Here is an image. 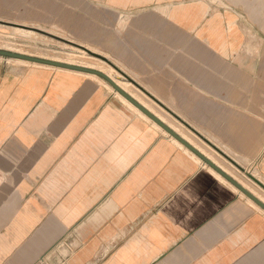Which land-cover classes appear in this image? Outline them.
I'll return each instance as SVG.
<instances>
[{"label":"crops","instance_id":"crops-1","mask_svg":"<svg viewBox=\"0 0 264 264\" xmlns=\"http://www.w3.org/2000/svg\"><path fill=\"white\" fill-rule=\"evenodd\" d=\"M0 4L97 49L264 202V0ZM170 130L98 74L0 61V264H264V208Z\"/></svg>","mask_w":264,"mask_h":264},{"label":"rangeland","instance_id":"rangeland-1","mask_svg":"<svg viewBox=\"0 0 264 264\" xmlns=\"http://www.w3.org/2000/svg\"><path fill=\"white\" fill-rule=\"evenodd\" d=\"M78 45L99 52L72 36L70 30L64 28L56 19L38 18L37 11L30 8L14 11L10 9V6L6 7V5L0 4V49L94 69H104L107 73L118 74L108 63L84 51ZM0 61L16 65H45L39 62L3 56H0ZM225 168L240 184L247 185L248 189L258 191L256 187L258 185L241 177L237 168Z\"/></svg>","mask_w":264,"mask_h":264},{"label":"water","instance_id":"water-1","mask_svg":"<svg viewBox=\"0 0 264 264\" xmlns=\"http://www.w3.org/2000/svg\"><path fill=\"white\" fill-rule=\"evenodd\" d=\"M24 27V26H23ZM40 30L38 28H33ZM72 43V42H71ZM79 47H82L85 51L90 53L91 55L109 63L113 67L114 64L110 60H108L106 57L91 51L85 46L78 45ZM0 56L3 57H12V58H20V59H25L33 62H39L42 64L46 65H52L56 67H63V68H69V69H74V70H79V71H84V72H90L94 74H98L108 80L118 91H120L126 98H128L131 102H133L135 105H137L140 109H142L146 114L151 116L153 119H155L157 122H159L161 125H163L166 129L170 130L166 124H164L157 116H155L152 112H150L146 107L141 105L138 101H136L132 96H130L128 93H126L109 75L106 73L99 71L94 68H89L86 66H80V65H75V64H68L64 62H58L55 60H49V59H44V58H38L34 56H28L24 54H19L16 52L8 51V50H3L0 49ZM116 68V67H115ZM117 69V68H116ZM124 75V74H123ZM125 76V75H124ZM179 140H181L184 144H186L188 147H190L194 152H196L200 157H202L208 164H210L212 167H214L217 171H219L223 176H225L228 180H230L233 184H235L240 190H242L244 193H246L248 196H250L252 199H254L260 206L264 208V202H262L260 199H258L255 195H253L249 190H247L242 184H240L238 181H236L231 175H229L227 172H225L221 167L216 165L212 160H210L208 157H206L203 153H201L199 150H197L195 147H193L191 144H189L187 141H185L182 137H180L176 132L170 130ZM260 183V182H259ZM262 185V184H261Z\"/></svg>","mask_w":264,"mask_h":264},{"label":"bare ground","instance_id":"bare-ground-1","mask_svg":"<svg viewBox=\"0 0 264 264\" xmlns=\"http://www.w3.org/2000/svg\"><path fill=\"white\" fill-rule=\"evenodd\" d=\"M251 39V38H250ZM12 50V49H11ZM19 51V50H18ZM85 51V50H84ZM17 60V59H16ZM71 60V59H70ZM60 62V61H59ZM32 63V62H31ZM36 64V63H35ZM73 64V63H72ZM65 69V68H64ZM102 70V69H101ZM118 70V69H117ZM103 71H104V69H103ZM106 73V72H105ZM115 80V79H114ZM119 81V80H118ZM116 82V81H115ZM119 84V83H118ZM122 86H124V87H128L129 86V83H120ZM121 85H119V86H121ZM124 89V88H123ZM126 89V88H125ZM128 89V88H127ZM126 91V90H125ZM132 95H134V94H132ZM142 102V101H141ZM184 137V136H183ZM190 140V139H189ZM191 142V141H190ZM193 143V142H192ZM196 145V144H195ZM197 146V145H196ZM200 149V148H199ZM201 150V149H200ZM207 155V154H206ZM216 162V161H215ZM244 184V183H243ZM245 185V184H244ZM246 187H248L247 185H245ZM255 193V192H254ZM257 194V193H256ZM258 195V194H257ZM262 198V197H261ZM263 199V198H262Z\"/></svg>","mask_w":264,"mask_h":264}]
</instances>
